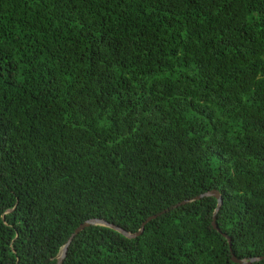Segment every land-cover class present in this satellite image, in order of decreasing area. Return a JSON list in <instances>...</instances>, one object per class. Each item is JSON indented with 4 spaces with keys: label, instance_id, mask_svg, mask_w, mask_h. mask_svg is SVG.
Returning <instances> with one entry per match:
<instances>
[{
    "label": "trees",
    "instance_id": "1",
    "mask_svg": "<svg viewBox=\"0 0 264 264\" xmlns=\"http://www.w3.org/2000/svg\"><path fill=\"white\" fill-rule=\"evenodd\" d=\"M150 215L59 264H264V0H0V264Z\"/></svg>",
    "mask_w": 264,
    "mask_h": 264
},
{
    "label": "water",
    "instance_id": "2",
    "mask_svg": "<svg viewBox=\"0 0 264 264\" xmlns=\"http://www.w3.org/2000/svg\"><path fill=\"white\" fill-rule=\"evenodd\" d=\"M203 195H206V196H213L216 200V203H215V207L212 211V216H211V225L213 228H215L217 230V227H216V224L214 222V216L221 204V195H220V192L217 190V189H210V190H206L202 193H199L197 195H195L193 198L191 199H196V198H199ZM186 200H182L181 202H184ZM154 215H150L148 217H146L145 220H143L139 226V228L136 230V231H128V230H125L124 228L118 226L117 224H114L112 222H109L107 220H105L104 218H101V217H89V218H86L84 219L82 222H80L79 224L76 225V227H74V229L71 231L70 235L68 236V238L66 239V241L64 243H62L56 254H55V263L54 264H59L62 260V258L64 257V254H65V251H66V247L69 243V241L71 240V238L73 237L74 234H76L79 230H81L83 227L85 226H88V225H102V226H106V227H109L111 229H114L115 231L119 232L120 234H122L123 236L125 237H133V236H136L137 234H139L142 230V227H143V224L145 223V221H147L148 219H150L151 217H153ZM223 236L226 237V240L228 242V245H229V238L224 234L222 233ZM261 258H264V254L263 255H260V256H250L248 258H236L232 253L230 254V259L232 261H235V262H238V263H248L250 261H254V260H258V259H261Z\"/></svg>",
    "mask_w": 264,
    "mask_h": 264
}]
</instances>
